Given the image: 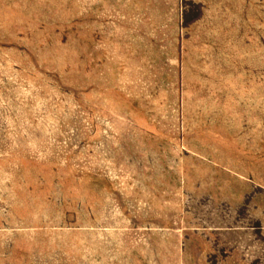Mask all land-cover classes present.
Instances as JSON below:
<instances>
[{"label":"rangeland","instance_id":"obj_1","mask_svg":"<svg viewBox=\"0 0 264 264\" xmlns=\"http://www.w3.org/2000/svg\"><path fill=\"white\" fill-rule=\"evenodd\" d=\"M0 264H264V0H0Z\"/></svg>","mask_w":264,"mask_h":264}]
</instances>
